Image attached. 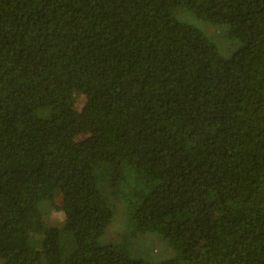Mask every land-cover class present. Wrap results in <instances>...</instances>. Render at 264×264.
I'll list each match as a JSON object with an SVG mask.
<instances>
[{
	"label": "trees",
	"instance_id": "16d2710c",
	"mask_svg": "<svg viewBox=\"0 0 264 264\" xmlns=\"http://www.w3.org/2000/svg\"><path fill=\"white\" fill-rule=\"evenodd\" d=\"M0 264H264V0H0Z\"/></svg>",
	"mask_w": 264,
	"mask_h": 264
},
{
	"label": "rangeland",
	"instance_id": "374dc122",
	"mask_svg": "<svg viewBox=\"0 0 264 264\" xmlns=\"http://www.w3.org/2000/svg\"><path fill=\"white\" fill-rule=\"evenodd\" d=\"M178 15L179 17L187 18L190 21H193V19L195 20V17L188 11L181 10L178 12ZM195 22L202 24L204 26L203 28H205L206 26H211L208 25V23L205 22L204 20L196 19ZM219 40L221 41L222 38L219 37ZM234 44L235 42L232 44V47L235 46ZM55 203L58 206L62 204V196L59 191H56ZM115 208L116 209L113 220L109 225L106 233L100 238L101 243H112L119 241L121 238V233L124 231L125 223H126V213H127L126 207L122 203L118 202ZM44 218L46 224L57 226L60 229L61 241L64 246L67 245L68 242L72 243L71 234L64 230V212L62 209L59 208H50L48 210L46 209V215ZM72 245H74V243ZM133 251L137 255L143 254L144 258H151V259L153 258L162 259L167 257L172 252L171 248H168L161 239V237L156 233L142 234L137 240V243L134 245Z\"/></svg>",
	"mask_w": 264,
	"mask_h": 264
}]
</instances>
